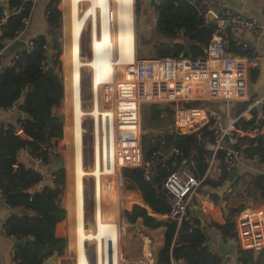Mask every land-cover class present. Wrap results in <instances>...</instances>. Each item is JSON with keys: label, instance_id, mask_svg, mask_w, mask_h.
<instances>
[{"label": "trees", "instance_id": "trees-1", "mask_svg": "<svg viewBox=\"0 0 264 264\" xmlns=\"http://www.w3.org/2000/svg\"><path fill=\"white\" fill-rule=\"evenodd\" d=\"M59 2L60 0H51L47 7L48 22L58 30L61 28ZM8 4V8L0 6V50L6 49L8 42L16 39L24 26V20L30 18L34 5L33 1L23 0H9ZM19 5L23 6V10L20 13H12L11 10ZM6 10L10 12L7 14ZM139 11L138 1L136 13ZM157 12V30L164 36L178 41L165 43L139 39L138 58H180L187 40L193 42L188 57L200 58L207 55L206 50L212 41L215 25L212 22L207 23L194 6L186 0H160ZM229 36L228 34L227 37ZM34 44L31 52L23 51L15 64L2 68L0 72V109L20 106V111L25 115L18 121L20 128L18 125L4 123L0 126V191L5 203L14 210L5 220L4 227L8 235L19 240L13 256L17 264H45L52 256H62L67 246L66 238L56 237L57 225L64 221L68 214L62 205L66 188V169L61 167L52 170L51 179L54 185L45 184L39 187L43 180L42 174L19 158L23 150L33 158H42L46 165L61 158L58 152L54 153V149L64 135V121L59 113L65 98L64 80L57 74L58 69L63 73L62 43L55 41L50 45L46 36L40 35L34 39ZM149 47V51L154 54L146 51ZM49 48L52 50L51 57ZM228 50L241 56L250 54V50L242 49L232 40L229 41ZM251 102L252 99L237 102L236 115L246 111ZM53 109L57 110L56 114H53ZM148 110L147 118L145 117L143 122L145 129L160 123L164 106L153 103L148 106ZM251 113V120L240 118L236 122L238 147L245 148L252 158L258 157L264 161V119H259L257 107L252 108ZM261 114L264 116V104ZM254 127H259L261 132L253 130ZM19 129L22 132L18 134ZM207 133L211 135V132ZM173 134V146L182 150L186 156H193L200 172H205L208 167V151L205 144L200 142L195 134H192L197 141L195 147L186 135ZM158 148L153 135L147 133L143 136L142 150L145 160L151 159ZM169 152L164 148L162 155ZM219 153L221 157L222 152ZM175 170V167L166 163L159 155L151 165L150 180L146 179L141 167L125 168L123 177L126 186L136 190L142 201L149 205V209L141 204H134L131 210L124 212V217L131 225L142 219L147 228H166L164 246L158 251L156 264H172L173 260H183L187 264H224L223 255L211 251L208 246H202L207 237L206 228L202 227L199 218H195L197 226L193 227L186 221L178 223L171 218L159 220L149 214V210L161 215L170 214L171 205L164 182ZM228 177L229 174L224 172L221 181L209 180L208 183L218 187L223 185L222 182ZM253 184L264 198V175L254 176ZM237 212L239 209L228 210L226 223L215 226L225 242L232 241L236 244L234 215ZM28 237L33 239L25 241ZM59 245L61 247L57 251ZM236 248L238 264H264V250L255 258L253 250H241L238 246Z\"/></svg>", "mask_w": 264, "mask_h": 264}, {"label": "built area", "instance_id": "built-area-1", "mask_svg": "<svg viewBox=\"0 0 264 264\" xmlns=\"http://www.w3.org/2000/svg\"><path fill=\"white\" fill-rule=\"evenodd\" d=\"M27 1L34 2V0H23V2ZM186 1L196 8L199 15L207 23L212 22L215 25L212 41L207 48V55L200 58L167 57L161 59H138L136 57L135 62L130 65L132 67L128 75L130 79H123L115 84L107 83L101 87V97L103 94L107 103L111 102L114 104L110 108L108 107L103 110L100 108V122L92 116L94 119L93 138L96 164L99 158L102 171L106 173L104 174L106 181L105 184L102 182V187L108 191L112 190L115 186L118 190L126 188V181L121 173V170L125 168L141 167L144 169L146 179L150 180L151 165L158 155H162V150L165 148L166 140L164 135H158L155 137V141L159 145V148L153 153L151 159L145 160L143 157L140 113L141 105L144 102L155 103L162 100L174 104L175 115L172 130L177 135H192V133H196L201 139L203 135L202 129L208 126L214 136L212 149L214 153L223 152V169L228 174L232 173L235 167L238 168L254 159H258V157L252 158L247 154L245 148L238 147L239 141L238 135L236 134V123L223 129L220 127L221 116L219 114L207 113L204 107L201 106L185 107L179 104L178 97L183 91L186 82H205L214 100H218L221 97V91L223 89H232L235 91V99L229 100V103L226 102V104L232 105L235 101H248L252 99L248 107L250 110L260 102L263 104L264 99L252 98L250 94V70L251 68L258 67L257 58L254 54L246 59H240L229 54L225 35L228 28L244 29L255 34H260L264 30V24L258 17L245 16L240 12L230 10L223 12L215 19H211L208 0ZM22 10L23 6L19 5L14 7L11 12L20 13ZM97 19V33L98 36H101L102 18L100 14H98ZM88 24L90 25L92 33V46L93 32L96 31L93 18L91 21L88 20ZM29 26L30 19L27 18L24 20V26L18 33L16 39L9 41L7 47L16 40H23ZM1 35L0 28V37ZM235 41L239 45H242L243 48H249L248 44L239 41L237 37H235ZM34 45V40L27 41L26 47L12 56L11 64L13 65L19 60L23 51L31 52ZM4 52L5 49L0 50V60ZM1 71L2 68L0 67ZM113 86L115 88L114 90L112 88ZM96 97V95H93V101ZM13 109H16V106L7 110ZM260 119H264V116ZM237 121L235 120V122ZM97 123H100L99 127L102 128L101 133L103 132V126H107L108 129L106 135V154L104 151L103 137H100V134H98L99 127H97ZM18 128H20L19 125ZM254 129L256 132H261L259 127H254ZM21 132V129L17 131L18 134ZM56 151L54 150V153ZM34 160H36L37 166L44 164L42 158H34ZM167 160L176 169L164 182V188L167 191L171 205L169 217L177 220L178 223L186 221L193 227H196L197 225L194 222L196 214H201L204 210L203 204L197 201V197L200 195L207 198L211 197V192L207 189L206 180L196 175L192 159L173 145L168 153ZM117 166L119 168L116 173L115 168ZM95 181V211L99 212L101 207L100 186L97 185L96 179ZM221 187L218 186L217 189ZM227 193H233L232 188H229ZM1 202L12 209L5 203L2 192L0 191ZM222 204L225 205L226 201L223 200ZM235 217V230L237 233L235 245L241 250L263 249L264 208H248L236 213ZM117 225L119 228V224ZM3 231L5 234H8L6 229ZM91 241L96 244L94 264H154L151 260V243L147 245L148 255L143 260L129 261L124 259L119 243L120 256L117 255L115 240L104 239L103 243L96 240ZM202 246H208L212 250L208 241H204ZM88 261L89 264H92L89 257ZM14 264H17L15 260ZM178 264L187 263L180 260Z\"/></svg>", "mask_w": 264, "mask_h": 264}, {"label": "crops", "instance_id": "crops-1", "mask_svg": "<svg viewBox=\"0 0 264 264\" xmlns=\"http://www.w3.org/2000/svg\"><path fill=\"white\" fill-rule=\"evenodd\" d=\"M81 1L83 0H71L70 10H69L68 0H60L58 4V8L61 11V28L58 30V29L51 27L47 19V16H48L47 7L49 3L51 2V0H34L33 9H32V12L29 18L30 26H29L27 33L25 34L23 38V40L26 42L30 40H34L36 37L40 35H44L47 38V34L50 29L58 30L60 39L55 40V41H60L62 43L63 53L64 55L65 54L67 55V52H69V48L67 46V40H69L70 22H71V36H72L71 40H72V50H73L72 73L74 75L73 80L75 79L74 83L77 87L75 91V96L78 94V96H76L77 103H78L77 106H79V101H80L79 97H81L79 74H80V67L82 65L80 61V55H79V51H80L79 41L81 38L82 30L87 20L91 16H93L92 17L93 20L95 21V23L97 22L98 10H101L102 35L100 38L97 33L98 39L96 37V39L93 40L94 42L93 43L94 47H92L93 55L90 59H88L89 61L93 58L90 64L94 70V74L96 73V78H97V80L93 79L94 89L97 88L98 90V87L100 85L106 84L105 81H110L113 75V65L114 64L115 65L122 64L126 67H131L130 65L132 64H126L124 62H127V60L133 56L134 46H135V55L138 58V40L139 39H142L143 41H146V42H165V43L166 42L173 43V42L178 41V39L175 40L173 38L164 36L162 33H160L157 30V27H156L157 18H158L157 9H155V13H156L155 25L147 26L145 24L144 22V0H138L140 2V11L139 13H136V14L138 16V21L140 23H137L136 26H135V16H134V11H133V0H84V1H88L90 5L87 2L81 5V10H85L89 6L86 13L83 16H81L79 13V4ZM8 2L9 0H0V6L4 8H8L9 7ZM112 2H114L117 5L116 7L117 9H113L111 7ZM208 6H209V13H210L211 19H215L217 16H220L223 12L230 10V11L240 12L244 14L245 16L258 17L260 21L264 24V0H208ZM6 11H7V14L10 12L8 10ZM86 30H89V35L91 38L92 33H91L89 24L85 27L83 34ZM83 34H82V39H83ZM228 34L230 35L229 37H227ZM225 36L227 40V49H228L229 41L232 40L233 42L237 44V46L242 47V49L250 50V54H249L250 57L254 54V56L257 58L258 67L251 68L250 70V81H249L250 94L252 98L264 99V85H261L260 87H256L258 79L261 76V72H262L261 67H264V60H263L264 58V30L260 34H255L251 31H247L244 29L231 28V31L229 33L226 30ZM235 37H237L239 41L248 44L249 48L245 49L243 48L242 45H239L235 41ZM112 39L113 40L116 39V45H118L116 48L118 50V58L116 61L113 59ZM179 41H182V40H179ZM54 42H51V43L48 42V43L51 45ZM69 44H70V40H69ZM149 50H151V47L147 48L146 51L149 54H154L150 52ZM48 53H49V56L51 57L52 55L51 48H49ZM228 53L240 59H246L247 57H249V56H241V55L235 54L229 50H228ZM136 56H135V59H136ZM11 58L12 56H8V57L2 56L0 60V67L4 68L6 66H9L11 64ZM139 59H148V58H139ZM62 78L63 80L65 79L64 70H63ZM71 84H72V88L71 87L69 88V86H67V84L64 82L65 98L63 100V106L67 102L68 93H69L72 99V111H73L74 108H73V95L72 94L74 92L72 91L74 90V88H73V83ZM96 95H97V91H96ZM178 99H179V104L185 107H189V105H198V106L204 107L207 113L219 114L221 116L220 127H222L223 129H226L229 126L234 125L236 123L235 120L237 121L240 118H244L249 121L253 117L250 109H247L246 111L240 113L239 115H236V111H237L236 104L237 102H240V101H235V103L232 105L226 104V102L229 103V100L235 99L234 90L232 89L224 90L223 89L221 91V97L218 100H214L212 99L210 92H209L208 85L205 82H191V81L186 82L185 87L183 91L179 94ZM97 100H98V96H97ZM155 103L161 104L162 106H164V111L161 117L162 120L160 121L159 124H156L152 126L151 128L146 129L148 130L147 133H149L150 135H153V137H156L161 134L165 135L167 133L173 134L172 126H173L174 115H175L174 104H171L169 102L162 101V100H160L159 102H155ZM263 104H264V101H263ZM168 105L171 106V109L174 110L173 118L170 117L169 114L165 111V108ZM60 110H59V113H60ZM261 110L260 111L258 110L259 119L263 116L261 114ZM0 111L3 113L2 115H0V122L7 124V125L13 124L17 126L19 125L18 124L19 119L25 117L24 113L21 112L20 109H17V108L13 110L0 109ZM79 115L82 116L83 113L79 112ZM83 117H85V115ZM74 122H77V120H75ZM82 122H83V119H82ZM73 128L74 127H73V118H72V133H73ZM140 129H141V117H140ZM143 129H145L144 125H143ZM78 130L80 131V129ZM202 130H203V135L201 139L198 137L196 133H192V134H195L197 139L200 142H203L205 144V149L208 151V156L206 158L208 167L205 170V172L203 173L200 172L198 165L196 161L194 160L193 156H191L190 158L194 162V169H195L196 175L206 180L207 189L211 192V197L207 198L202 195L197 197V201L203 204L204 210H203V213L196 214V218H199L201 223L202 224L204 223V225H206L205 227L206 237H207L206 241H208L209 245L212 247V250L211 249L210 250L214 252H218L217 250L218 241H219L218 237L222 238V236L219 233V231L216 230L215 226L216 224L223 225L226 223V215L228 213V210L239 209V212H241L242 210H245L248 208H251V209H254L257 207L264 208V198H262L260 191L257 190L253 184L254 176L264 175V161L258 158V159H254L253 161L249 162L246 165H241L238 167V174L233 180L232 186H231L233 193L231 194L227 192L225 193L224 200L226 201V204L223 205L221 197L217 194V191L220 190L222 187L220 189H217V187L210 185L208 181L210 180L211 182H219L224 177V172H226L223 169V158L222 157L224 156V154L222 151H220L222 152V156L220 157L219 152L214 153L212 149L213 143H214V136H213L212 130L208 128V126H205ZM104 132H105L104 138H106V135L108 133L107 126H105ZM207 132H211V135ZM78 137H79V134H78ZM66 138L68 139L67 124L64 125L63 139L59 141L57 148L54 149V150H57L56 152H58L61 155V158L63 156L62 155L63 140H65ZM141 138H143L142 131H141ZM104 149H106L105 145H104ZM25 154L27 155V157H25ZM79 154H80V148H79V143H78V156L80 157ZM28 157H31V156L30 154H28L26 150H23L20 152V155H19L20 160L23 161L25 164L31 166L28 162ZM61 158L60 160L52 161V163L49 165L43 164V165L37 166V170L43 176V180L40 186H43L45 184L50 185V186L54 185L53 180L51 179L53 178L52 170H54L52 168V165L58 163L59 161H62ZM167 159H168V154L167 153L163 154V160H165L166 163H168ZM79 164L80 166H77V174L79 176H82L84 172L83 171L84 168H82V166L84 167V165L81 164V158H80ZM118 168L119 167L115 168L116 173L118 172ZM94 172L95 171H93L92 173H89V172L87 173L86 171V174L89 176L90 175L95 176V179L97 180V177L96 175H94ZM230 174L231 173H229L228 179L222 182L223 185L230 180ZM102 176H101L99 183L97 182V185H99L100 188L102 187V179L104 178V177L102 178ZM72 178H73V170H72ZM125 189L123 191L120 190L122 191L121 195L123 199H125L127 202V205L125 206L126 208L125 211L131 210L134 204L142 205V199L136 190L129 189L127 186ZM249 190H252L254 192L256 201H254L250 197ZM75 192L76 191H74V187H73V194H74L73 203L74 204L71 203V200L69 201L70 205H73L72 211H69L68 207L66 206L67 203L65 205L62 201V205L68 211V214H67V218L57 225L56 237L66 238L67 246L62 256L55 255L56 264H62L63 261L66 260V258H69V250H67V248H70V245L72 242L71 241V235L73 231L72 223L74 224V233H75V244L74 245H75L76 254H77L76 264H78V260H77L78 259V246H77L78 244L77 242L78 241V233H77L78 232V229H77L78 228V209H77V204H76L77 200H76ZM110 194H113V193H110ZM117 200L119 199H117L114 196L111 198V201H114V203H116ZM102 201L103 200H102V195H101V199H100L101 207H102ZM5 207L7 206L1 202L0 211ZM101 207H100L99 212L98 211L95 212L96 214L95 215V226H96L95 231L87 230L86 223H85V201H84V188H83L82 226H83L84 235L93 236L97 233L98 221L101 222L102 220L101 213H102L103 207L102 208ZM124 212H123V215H124ZM149 214L159 220L170 219L169 214L161 215V214L155 213L152 210H149ZM109 217L110 218H107L106 220L108 221V224H110L111 226H115L117 228L116 229L114 228L116 231L114 229H110L108 231L109 232L108 237L110 240L112 239L115 240V243L117 245L116 252H117V255L120 256V249L118 245V243L120 244V237H119L120 233H119V228L117 225L119 223L117 220H115V217H112L110 215ZM235 221H236V217L234 218V222ZM4 222L5 221L3 222L0 221V264H14L13 252L15 250L17 239L4 233L3 231L5 229ZM137 224L144 231V234L142 236L138 235V231L136 229ZM135 229L137 231V237L141 240V246L138 250H136L137 252H129L125 250L128 260L129 261L143 260V258H145L148 255L147 245L151 243L152 245L151 260L153 261L154 264H156L158 251L164 246L166 228L165 227H159L157 229L147 228L144 226L142 219H139L137 223L135 224ZM81 237H82V241H83V238H85L84 239V242H85L84 249H85L86 259L89 264L88 257L86 254V243L91 240H96V239H90V238L87 239V237L85 236H81ZM224 243L226 244V246H230L234 242L224 241ZM81 247L82 245L80 246V248ZM235 248H236V245H235ZM263 250L264 248L261 249V251ZM253 251H254V257L258 258L261 251L258 254L255 253L256 250H253ZM80 257L82 256L80 255ZM79 264H87V263L84 260H80ZM224 264H238L237 253L235 252L234 254H232L231 260Z\"/></svg>", "mask_w": 264, "mask_h": 264}, {"label": "rangeland", "instance_id": "rangeland-1", "mask_svg": "<svg viewBox=\"0 0 264 264\" xmlns=\"http://www.w3.org/2000/svg\"><path fill=\"white\" fill-rule=\"evenodd\" d=\"M88 1H81L79 4V13L81 16H83L88 7L85 10H81V5L86 3ZM138 0H135L134 3V12L136 14V5H137ZM69 3V10H70V4L71 0H68ZM90 5V3H89ZM111 7L113 9H117V5L112 2ZM98 14L101 16V10H98L97 13V18ZM92 17H90L88 20L91 21ZM88 20L82 30L81 33V38L79 41L80 45V61L81 63H85V65L80 67V87H81V108L80 106L78 110H76V106L74 105L75 101L73 100V111H72V99L71 96L68 93V99L66 104L63 106V108L60 110V115L64 121V125L67 124V129H68V139L66 138L63 140V146H62V162L63 166L66 169L67 172V179H66V188L63 193L62 201L69 209V211H72V206L70 205V200L71 203L74 201V194H73V187L75 191V150H74V143H73V133H72V118H74V121L77 120V127L81 130L80 127V118L78 111L81 113H85V117H83V122H82V146H83V165H84V172L87 171V173H91L96 170V159H95V149H94V138H93V131H94V101H93V95L95 94L94 90V70L91 66L90 63L91 60L88 61L93 55L92 53V47L93 45V40H92V46H91V38L89 35V30H86L83 34V31L85 27L88 24ZM98 22V19H97ZM137 23H140L138 21V16L137 14L135 15V26ZM98 27V26H97ZM82 34H83V39H82ZM71 22H70V34H69V40H67V46L69 48V52H67V55L63 53L62 56V62H63V70H64V75L65 79L64 82L69 86V88H72V82H73V73H72V40H71ZM101 38V36H99ZM93 39V38H92ZM113 43V59L116 61L118 58V50L116 49L118 45H116V39H112ZM67 48V49H68ZM137 57V56H136ZM139 59V58H138ZM132 67H126L124 65H119V64H114L113 65V75L110 79V81H105V83H116L119 82L120 80L123 79H130L129 78V70ZM79 80V79H78ZM104 85V84H103ZM102 85L98 87L97 90V96H98V110L99 113H101V110L110 108L114 104L109 102L107 103L104 99V95L102 94V97L100 95V90H101ZM113 90L115 89L114 86L112 87ZM69 90V89H68ZM78 96V94L76 95ZM80 98V97H79ZM74 99V98H73ZM95 100V99H94ZM151 103L144 102L141 105V131H142V136L147 134L148 130L143 129V122L144 118H147L148 115V106ZM101 108V110H100ZM93 110V111H92ZM93 113H92V112ZM76 115V117H75ZM93 116V117H92ZM100 114H99V122H100ZM100 126V123H99ZM100 127V131H101ZM105 154H106V149H105ZM80 155V154H79ZM80 157L78 156L77 158V166H80L79 164ZM72 170H73V178H72ZM102 170V168H101ZM121 173L123 175V170H121ZM104 177V178H103ZM102 182L105 184L106 181V176L103 174L102 176ZM83 184H84V201H85V223L87 230H93L95 231V210H96V199H95V176L92 175H84L83 178ZM124 190V189H123ZM122 190V191H123ZM126 190V189H125ZM122 191L118 190L116 186L112 190H106V188L103 187V196L105 197L103 199V210L104 213H108L107 215H112V217H115V219L119 223V229H120V248L123 253L124 259H127V255L125 250L129 252H137L141 246V240L137 237V231L135 229V225H131L128 223L126 217H124L123 212L125 211V206L127 205V202L125 199L122 197ZM113 193V194H110ZM250 197L256 201V197L254 195V192L252 190H249ZM116 197L117 200L116 203L111 201L112 197ZM105 201V202H104ZM74 204V203H73ZM72 235H71V245L70 248H67L69 250V258H66V260L63 261L62 264H76V248H75V233H74V224L72 223ZM116 231V230H115ZM108 233L103 236V239H109ZM85 238H83L84 240ZM110 240V239H109ZM86 251L87 255L91 261L92 264L95 263V256H96V244L95 242H87L86 243Z\"/></svg>", "mask_w": 264, "mask_h": 264}, {"label": "water", "instance_id": "water-1", "mask_svg": "<svg viewBox=\"0 0 264 264\" xmlns=\"http://www.w3.org/2000/svg\"><path fill=\"white\" fill-rule=\"evenodd\" d=\"M159 7V0H144V22L147 26H154L156 23V13H155V9H158ZM231 31V28L227 29V32L229 33ZM59 31L58 30H54V29H50L48 31L47 34V40L48 42H54L55 40H59ZM193 42L191 40H188L185 44L184 47V51L181 55L182 58H186L188 57L187 54H190L191 52V46H192ZM27 42L24 40H16L13 44L9 45L5 52L3 57H8V56H13L14 54H16L17 52H19L20 50H22L24 47H26ZM51 53V52H50ZM207 53V50H206ZM264 60V58H263ZM261 76L258 79V82L256 84V87H260L261 85H264V67H261ZM57 74L60 77H63V73L58 69L57 70ZM262 102H260L256 107L257 109L260 111L262 108ZM17 109L20 108V106H16ZM165 111L169 114L170 117L173 118L174 115V110L171 109V106H167L165 108ZM57 110L53 109V114H56ZM3 113L0 111V115H2ZM164 138L166 140V145L165 148L167 150H170L173 144V134L172 133H167L164 135ZM186 138L192 143V145L195 147L196 146V139L192 136V135H186ZM25 157H27V155L25 154ZM160 158H163V155H160ZM28 162L29 164L33 167L36 168L37 167V162L36 160H34L31 157H28ZM63 167V162L59 161L58 163L52 165L53 169H59ZM238 174V168L235 167L232 171V173L230 174V180L228 182H226L222 188L220 190L217 191V194L221 197L222 201L224 200V195L225 193L228 191L229 188H231L232 186V182L235 179V177ZM41 187V186H39ZM165 192L167 193V191L165 190ZM142 205L149 209V205L142 201ZM13 212L12 209L10 208H3L0 211V221H5L6 217L11 214ZM24 213H26V211H23ZM202 227L205 228L206 225H204V223L202 224ZM136 229L138 231V235L142 236L144 234V231L140 228V226L137 224L136 225ZM31 239H33L32 237H28L25 239V241H30ZM219 241H218V246H217V250L218 252L223 255L225 257L224 259V263H227L231 260L232 258V254H234L236 252V248H235V244L232 243L230 246H226V244L224 243L223 239L221 237H218ZM19 240H17L18 242ZM60 245L57 248V251L60 249ZM260 249H257L255 251L256 254L260 253ZM46 264H56L55 262V256H52L51 258H49L46 262ZM173 264H178V261L173 260Z\"/></svg>", "mask_w": 264, "mask_h": 264}, {"label": "bare ground", "instance_id": "bare-ground-1", "mask_svg": "<svg viewBox=\"0 0 264 264\" xmlns=\"http://www.w3.org/2000/svg\"><path fill=\"white\" fill-rule=\"evenodd\" d=\"M84 1V0H83ZM134 3H135V0H133V11H134ZM128 9V8H127ZM134 16H135V12H134ZM95 30L93 32V40L96 39L97 37V22L95 23ZM98 39V37H97ZM135 44V42H134ZM94 47V46H93ZM207 54V53H206ZM135 62V46H134V51H133V56L131 58H129L127 60V62H124L126 64H133ZM83 65H85V63H81ZM90 64V63H88ZM73 78H74V75H72ZM79 78H80V74H79ZM94 79L97 80L96 78V73L94 74ZM75 80V79H74ZM74 80H73V88L74 90L72 92H74L72 95H73V100L75 101L74 105L76 106V110L79 109V107L77 106V99H76V96H75V91L77 89L75 83H74ZM95 90V94H96V91H97V88L94 89ZM97 96V95H96ZM79 106L81 108V97H80V101H79ZM94 118H96V120H98L99 122V110H98V100H97V97L95 98L94 100ZM78 114H79V111H78ZM85 115V113L83 112V115L81 116L80 118V127H81V130L79 131L78 127H77V122H74V118H73V143H74V150H75V193H76V204H77V209H78V264H79V261L80 260H84L87 264V259H86V255H85V249H84V240L82 241V237L81 236H85L87 237V239H96L97 241L99 242H103V236L108 233L109 234V230L110 229H116L117 227L115 226H111L110 224H108V221L107 218H110L109 215H107L108 213H104V210H103V201H102V220L101 222L98 221V229H97V233L93 236H90V235H84V231H83V226H82V221H83V188H84V184H83V178H84V175H86V172H83V175L82 176H79L77 174V157H78V143H79V148H80V158H81V164H83V146H82V119H83V116ZM80 116V115H79ZM76 117V115H75ZM97 127H99V123H97ZM102 130V129H101ZM104 130H105V126H103V132L101 133L100 131V127H99V130H98V134H100V137L102 136L103 137V143L106 147V138H104ZM100 132V133H99ZM78 134H79V137H78ZM173 145V144H172ZM118 167V166H117ZM83 168V166H82ZM101 168V164L99 162V158H98V161H97V164H96V170L94 172V175H96L97 177V182L99 183L100 179H101V176L105 173V172H102V170L100 169ZM92 173V172H91ZM100 177V178H99ZM82 179V180H81ZM102 189L100 188V199H101V195H102V200L105 198L102 194ZM105 202V201H104ZM114 202V201H113ZM77 211V210H76ZM112 216V215H111ZM116 220V219H115ZM82 227V228H81ZM114 229V230H115ZM113 230V231H114ZM114 233V232H113ZM118 233V232H117ZM117 238V237H116ZM83 242V243H82ZM82 245V247L80 248V246ZM80 255L82 257H80Z\"/></svg>", "mask_w": 264, "mask_h": 264}]
</instances>
